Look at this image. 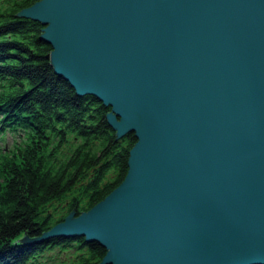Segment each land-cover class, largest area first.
<instances>
[{"label":"water","instance_id":"95a60500","mask_svg":"<svg viewBox=\"0 0 264 264\" xmlns=\"http://www.w3.org/2000/svg\"><path fill=\"white\" fill-rule=\"evenodd\" d=\"M14 17L135 143L102 201L12 243L83 238L97 264H264V0H39Z\"/></svg>","mask_w":264,"mask_h":264},{"label":"trees","instance_id":"16d2710c","mask_svg":"<svg viewBox=\"0 0 264 264\" xmlns=\"http://www.w3.org/2000/svg\"><path fill=\"white\" fill-rule=\"evenodd\" d=\"M38 1L0 0V137L19 139L0 158V264H41L53 249L65 264H97L104 250L83 238L12 243L24 231L39 238L70 211L102 201L123 180L135 143L133 134L115 138L109 109L75 96L53 74L41 26L14 17Z\"/></svg>","mask_w":264,"mask_h":264},{"label":"rangeland","instance_id":"374dc122","mask_svg":"<svg viewBox=\"0 0 264 264\" xmlns=\"http://www.w3.org/2000/svg\"><path fill=\"white\" fill-rule=\"evenodd\" d=\"M17 136L9 134L8 132H6L3 137H0V158L3 155L7 154V149L13 144V143H17L19 141L18 138H16ZM92 244V243H91ZM96 244V243H95ZM48 252V251H47ZM43 253L41 255V257L38 259L39 263H44V264H65L67 262L68 258H64V260H62L61 256L63 253L62 252H58L56 249L51 250V255L46 257V253ZM46 259H45V257Z\"/></svg>","mask_w":264,"mask_h":264},{"label":"bare ground","instance_id":"6f19581e","mask_svg":"<svg viewBox=\"0 0 264 264\" xmlns=\"http://www.w3.org/2000/svg\"><path fill=\"white\" fill-rule=\"evenodd\" d=\"M3 127V126H2ZM5 128V127H4ZM42 243V242H41Z\"/></svg>","mask_w":264,"mask_h":264}]
</instances>
